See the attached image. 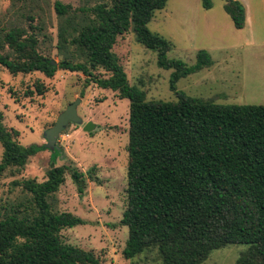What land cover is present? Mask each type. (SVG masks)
Masks as SVG:
<instances>
[{"label": "trees", "instance_id": "16d2710c", "mask_svg": "<svg viewBox=\"0 0 264 264\" xmlns=\"http://www.w3.org/2000/svg\"><path fill=\"white\" fill-rule=\"evenodd\" d=\"M168 1L100 0L77 10L56 1V48L64 55L57 66L40 50V39L47 38L45 19H26V28L0 29V67L13 76L82 73L86 84L128 100L127 205L120 221L128 229L124 259L152 254L160 264H203L214 250L244 245L235 264H264V105L216 104L178 90L180 79L209 68L212 60L203 50L192 66L168 59L171 43L148 29ZM224 1V11L242 30L244 6ZM201 5L212 8L211 0ZM74 14L80 19H69ZM130 30L141 46L156 53L157 65L171 71L174 101H147L129 84L113 48ZM34 88L38 95L46 92L42 83ZM18 136L3 124L0 111V176L7 171L20 175L39 148L45 149L22 146ZM59 154L52 152L51 159ZM67 172L82 195L84 174L54 162L42 182L12 181L21 199L0 208V264H100L92 251L62 241L61 231L84 223L56 208Z\"/></svg>", "mask_w": 264, "mask_h": 264}, {"label": "rangeland", "instance_id": "374dc122", "mask_svg": "<svg viewBox=\"0 0 264 264\" xmlns=\"http://www.w3.org/2000/svg\"><path fill=\"white\" fill-rule=\"evenodd\" d=\"M56 1L71 9L93 7L100 0H0V29L16 25L27 27L26 19H45L46 39H40V50L56 63L63 57L57 46ZM206 10L201 0H169L156 11L148 29L171 43L168 59L192 66L199 51L212 60L209 68L182 78L177 88L185 95L216 104L264 105V25L249 22L237 30L224 11V0H211ZM69 19H80L74 14ZM114 53L118 56L130 85L145 93L147 101H174L169 90L170 70L157 65L156 53L141 46L132 30L119 37ZM46 88L43 95L35 84ZM11 89L15 94H9ZM32 91V96H25ZM82 125L69 124L56 142L60 154L54 161L52 152L39 148L25 170L16 176H0V208L21 199L13 190L14 180L33 179L42 182L52 162L84 174L85 189L80 195L70 172L56 194V208L80 218L84 223L61 231L62 241L92 251L100 264H160L154 255L142 254L135 260L122 255L128 229L120 224L127 205V166L129 102L117 93L86 84L82 73L58 70L51 78L39 72L11 75L0 67V111L3 124L19 132L22 146L43 147V133L56 123L58 116L74 103ZM86 123L95 129L85 132ZM0 144V162L2 158ZM244 245H228L214 250L203 264H235L246 251Z\"/></svg>", "mask_w": 264, "mask_h": 264}, {"label": "water", "instance_id": "95a60500", "mask_svg": "<svg viewBox=\"0 0 264 264\" xmlns=\"http://www.w3.org/2000/svg\"><path fill=\"white\" fill-rule=\"evenodd\" d=\"M51 65L57 66L55 61L51 62ZM80 100H76L74 103L70 104L67 109H65L57 118L56 123L53 127L49 128L47 131L43 133V137L46 140V144L44 148L49 150L50 152L56 151L58 148L56 146V142L60 134L67 128L69 124L74 125H82L83 121L77 115L76 107ZM95 129V125L92 123H86L83 126V130L85 132H90Z\"/></svg>", "mask_w": 264, "mask_h": 264}, {"label": "crops", "instance_id": "0c3cea01", "mask_svg": "<svg viewBox=\"0 0 264 264\" xmlns=\"http://www.w3.org/2000/svg\"><path fill=\"white\" fill-rule=\"evenodd\" d=\"M245 8V26L251 21L264 25V0H237Z\"/></svg>", "mask_w": 264, "mask_h": 264}]
</instances>
